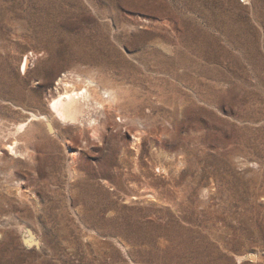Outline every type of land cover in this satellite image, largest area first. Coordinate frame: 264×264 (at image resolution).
<instances>
[{
    "label": "rangeland",
    "instance_id": "obj_1",
    "mask_svg": "<svg viewBox=\"0 0 264 264\" xmlns=\"http://www.w3.org/2000/svg\"><path fill=\"white\" fill-rule=\"evenodd\" d=\"M68 72L122 134L48 129ZM0 264H264V0H0Z\"/></svg>",
    "mask_w": 264,
    "mask_h": 264
},
{
    "label": "bare ground",
    "instance_id": "obj_2",
    "mask_svg": "<svg viewBox=\"0 0 264 264\" xmlns=\"http://www.w3.org/2000/svg\"><path fill=\"white\" fill-rule=\"evenodd\" d=\"M56 10L48 11L53 15L52 18L59 19L60 24L69 23V21L65 20L64 18L70 13L67 11L60 12ZM43 14L44 13H42V15ZM30 60V55L27 54L22 66L24 72L27 71ZM68 74L69 75L64 74L58 78L54 88L51 90L53 93H55L48 104V111L51 115L49 114L41 116L48 129L54 132V129L56 128L54 121H56V124L62 127L77 126L83 129H93L91 131V137L97 138L99 140V136H101L100 138L102 141L108 138L110 133L109 129L111 128L121 133L119 126H112L110 123V111L119 110V105L121 103L120 93L114 91L113 89L104 88L99 84H96L94 87H92L94 81L88 77L75 75L71 72H68ZM147 118V120H149L151 123L152 117L149 116ZM120 121L129 127L130 124H133V128L136 130L133 134V143L131 146L132 149L138 150L140 147V142L143 139V135L147 133V124H143L136 119H130L129 122H127V119L124 117L120 118ZM25 128V125H20L17 130L19 132H24ZM150 128L148 129L149 131ZM125 130L128 131L127 128ZM119 136L121 137L122 135L119 134ZM7 151L10 153V155H21V152L18 150L17 144L15 142L14 144L7 146ZM121 154L124 156L126 153L125 151H122ZM115 159L116 153L112 154L110 152L109 158L106 161L109 163H114ZM74 160L75 159H73V162ZM125 162V159L119 158V162H117V164L124 165ZM157 169L161 171L160 167H157ZM31 240L32 236L29 237L26 235L24 238V243L29 244Z\"/></svg>",
    "mask_w": 264,
    "mask_h": 264
}]
</instances>
